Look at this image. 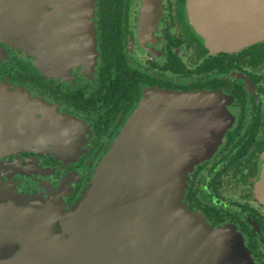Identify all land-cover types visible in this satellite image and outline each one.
Returning <instances> with one entry per match:
<instances>
[{
  "label": "flooded vegetation",
  "instance_id": "1",
  "mask_svg": "<svg viewBox=\"0 0 264 264\" xmlns=\"http://www.w3.org/2000/svg\"><path fill=\"white\" fill-rule=\"evenodd\" d=\"M19 5L15 35L0 32V196L71 212L143 105L141 131L161 134L164 161L195 142L213 150L182 202L264 264V41L209 48L191 0ZM200 94L215 100L174 98Z\"/></svg>",
  "mask_w": 264,
  "mask_h": 264
},
{
  "label": "water",
  "instance_id": "2",
  "mask_svg": "<svg viewBox=\"0 0 264 264\" xmlns=\"http://www.w3.org/2000/svg\"><path fill=\"white\" fill-rule=\"evenodd\" d=\"M19 6L0 0L1 35H15ZM191 15L211 49L264 41V0H191ZM212 96L174 98L200 105ZM144 115L141 105L71 212L54 197L0 196V264H253L229 231L182 202L189 174L213 150L198 143L176 165L164 161L161 134L141 131Z\"/></svg>",
  "mask_w": 264,
  "mask_h": 264
},
{
  "label": "rangeland",
  "instance_id": "3",
  "mask_svg": "<svg viewBox=\"0 0 264 264\" xmlns=\"http://www.w3.org/2000/svg\"><path fill=\"white\" fill-rule=\"evenodd\" d=\"M125 130V129H124ZM195 145H198V143L197 142H195Z\"/></svg>",
  "mask_w": 264,
  "mask_h": 264
}]
</instances>
